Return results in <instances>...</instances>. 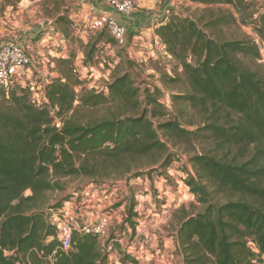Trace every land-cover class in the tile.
I'll list each match as a JSON object with an SVG mask.
<instances>
[{"label": "trees", "instance_id": "trees-1", "mask_svg": "<svg viewBox=\"0 0 264 264\" xmlns=\"http://www.w3.org/2000/svg\"><path fill=\"white\" fill-rule=\"evenodd\" d=\"M187 1L232 7L264 50V12L256 0ZM237 21L232 13L203 23L171 11L155 28L181 70L169 80L184 78L187 86L173 102L202 118L195 130L165 120L159 89L140 88L129 71L113 75L103 90L86 89L72 73L74 57L57 60L61 76L46 83L48 102L42 107L32 102L28 88L0 89V264H51L54 254V264H109L94 235L74 234L70 254L58 251L56 239L48 242L55 236L45 211L48 195L63 192L69 179H89L96 186L124 179L129 185L155 170L166 172L177 153L171 155L163 138L176 146L207 143L190 156L192 170L184 178L200 210L182 206L174 212L182 264L263 263L264 74L241 60H261V46L255 40L221 42L208 32ZM107 35L99 32L100 39ZM100 39L86 46L84 67L104 63ZM135 205L130 199L126 222L133 228ZM128 262L126 257L122 264Z\"/></svg>", "mask_w": 264, "mask_h": 264}, {"label": "rangeland", "instance_id": "rangeland-1", "mask_svg": "<svg viewBox=\"0 0 264 264\" xmlns=\"http://www.w3.org/2000/svg\"><path fill=\"white\" fill-rule=\"evenodd\" d=\"M256 1L257 10L259 8L260 11L264 12V0ZM76 2L77 0H0V19L9 26L6 36L14 39L21 33L31 49L35 62L31 74L33 79L35 77L42 78L43 76L45 80L51 81V74L54 75L53 79L61 76L57 60L61 58L59 57L60 55H63L64 47L59 42L55 45L49 44L48 39L45 37L46 33L53 29L52 34L58 32L60 37L66 39L67 53L65 58L74 57L72 73L80 81L84 82L86 89L97 91L105 89L112 80L113 75L119 71L120 73L129 71L140 88L153 86L159 89V98L166 106L168 112L165 120L177 119L183 127L189 130H195L201 125L202 118L197 112L184 103L173 102L174 96L187 92V86L184 78L178 82L169 80V77H173L177 73L181 74V70L166 55L164 47L157 37H155V40L149 39L148 41L145 39L144 43L141 44L142 42L135 38L140 36L141 31H131L128 33V43L125 48L119 47L110 35L103 39L101 38L103 43L100 47V55L106 64H103L99 73H92L94 76L84 74L83 68H81L83 60H79V57L81 55L85 56L86 46L91 38L93 41L100 38L99 32H90L87 28L84 29L81 25H77L70 20L68 15L76 12V10H73L75 8L73 5ZM169 9L177 15L192 17L197 21L202 20L203 23L212 18L232 13L238 20L236 23L222 24L208 30V32L221 42L243 40L260 42L259 37L253 31V27L249 24H243L240 21V15L230 6L205 7L190 3L187 0H175ZM62 18H66L68 21L61 20L60 22ZM160 22L154 23L156 24L155 26ZM4 27V25L0 24V32H3ZM7 37L5 38L6 40L8 39ZM3 41V35L0 34V44ZM50 42L54 43L55 41ZM241 60L246 66L253 69L260 67V71L264 74V55L259 61H254L251 57H241ZM81 61L82 64L80 63ZM129 63H133V65ZM119 64L120 69L117 68ZM45 66L48 72L47 77L43 71ZM74 68H78L80 74H75ZM81 75L82 79L80 78ZM82 88V86H79L76 91L81 92ZM57 122L58 120L56 119L55 123L57 124ZM163 140L168 142L171 148V155L175 153L177 155L174 156L175 160L172 163V167L166 172L163 169H158L150 174L152 191L154 190L158 194L159 199L154 192L151 204L144 205V210L150 214L149 220H151L149 229L150 242L142 250H137L142 260L140 263L135 261L136 264H182V259L177 254L175 240L177 222L174 212L182 206H187V208L192 206L196 211L200 210V205L197 203L196 198L190 191H187L184 178L185 171L187 169L192 170L189 160L190 156L201 153L202 149L207 147V143L194 141L186 146H176L165 138ZM154 168L159 167L155 166ZM117 183H121L120 186L122 188L118 197L122 198L125 196L132 200L134 197L131 194H136L137 188L129 189L124 179L119 180ZM89 184L91 182L85 178L66 180L63 192L50 193L48 195L46 213L50 210L48 207L63 202L73 190ZM149 208L150 212H148ZM116 212L118 215L119 212ZM121 224L122 222H114L115 228L123 233L125 230L120 227ZM262 260V264H264V257H262Z\"/></svg>", "mask_w": 264, "mask_h": 264}, {"label": "built area", "instance_id": "built-area-1", "mask_svg": "<svg viewBox=\"0 0 264 264\" xmlns=\"http://www.w3.org/2000/svg\"><path fill=\"white\" fill-rule=\"evenodd\" d=\"M94 2L97 6L101 4L98 7L105 8L107 12L98 13L94 9L86 12L87 30L90 32L107 31L119 47L125 48L130 31L119 21L117 16L129 17L138 9L153 5L165 8V19L170 15L172 10L170 11L169 8L172 7L175 0H94ZM78 7L76 6L73 10L79 11ZM70 20L73 21L71 18ZM2 21L0 19V24L5 27L3 32H0L4 38L0 44V89H7L14 84L28 88L32 102L37 107H42L48 102L45 95V85L48 81L43 76L34 79L31 77L35 62L28 43L21 33L14 39L7 37L6 32L9 26ZM52 31L53 29L47 32L45 37L49 44L59 42L64 47V53L59 57L65 58L66 39L60 37L58 32L52 34ZM50 41L55 42L51 43ZM257 43L261 46V52L264 55L261 41ZM81 68L83 71L87 70L85 74L92 75V67L82 66ZM74 73L80 74L79 69L74 68ZM80 78L82 79V75ZM57 126L60 127L59 120ZM150 180L148 176H143L133 179L129 183L130 186L136 187L138 190L133 196L136 204L133 210L135 216L131 218L134 228L126 222L130 198L118 197L122 191L121 183L108 182L100 186L91 183L73 190L60 208L50 209L46 213L48 223L55 229V236L50 237L48 242L56 239L59 243L58 251L62 254H70L74 251V234L94 235L98 238L100 250L109 264H122L126 257L131 261H129L130 264L140 263L142 258L137 250H142L150 242V214L144 210V205L151 204L152 198H154ZM124 182L126 181L124 180ZM129 185L127 184L130 189ZM186 188L189 191V188ZM157 198L159 199L158 194ZM116 211L119 212L118 215ZM148 212H150V208ZM117 221L118 223L122 222L120 227L124 226L123 233L115 228L114 222ZM48 260L54 264L55 254Z\"/></svg>", "mask_w": 264, "mask_h": 264}, {"label": "crops", "instance_id": "crops-1", "mask_svg": "<svg viewBox=\"0 0 264 264\" xmlns=\"http://www.w3.org/2000/svg\"><path fill=\"white\" fill-rule=\"evenodd\" d=\"M74 7L79 6V11H76L74 14H69L68 16L75 22L77 25H81L82 28L86 29V12L94 9L96 12H107L105 8H101L96 5L94 0H77ZM165 8L155 7L153 5H148L143 8L138 9L129 17L117 16L121 23L131 32V31H141L140 36L135 37L137 40L141 41L143 44L144 40L153 39L155 40V25L154 23H158L164 19ZM84 35V34H83ZM57 43V42H56ZM55 43V44H56ZM156 43V42H155ZM53 44V45H55ZM157 44V43H156ZM84 55L79 57V60H83ZM82 64V61L80 62ZM82 67V66H81ZM93 73H99L102 69L101 65H93ZM43 71L46 73L47 77V69L46 66L43 68ZM87 70H84V74ZM94 76V75H92ZM54 75H50V79H53ZM49 80V79H48Z\"/></svg>", "mask_w": 264, "mask_h": 264}]
</instances>
